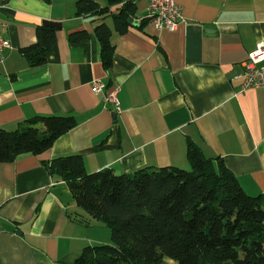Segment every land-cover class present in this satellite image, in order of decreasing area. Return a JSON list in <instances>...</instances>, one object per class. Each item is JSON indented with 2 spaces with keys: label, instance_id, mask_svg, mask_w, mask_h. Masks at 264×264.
Listing matches in <instances>:
<instances>
[{
  "label": "crops",
  "instance_id": "0c3cea01",
  "mask_svg": "<svg viewBox=\"0 0 264 264\" xmlns=\"http://www.w3.org/2000/svg\"><path fill=\"white\" fill-rule=\"evenodd\" d=\"M105 14H75L76 0H0V128L34 115H71L76 125L38 154L0 162V264H64L88 244L105 243L98 223L68 186L43 165L78 153L84 168L116 173L184 167L188 142L219 157L264 206V87L240 90L242 61L264 41V0H174L182 19L155 29L145 0H95ZM133 6L118 32L110 14ZM43 20L60 22L45 63L32 68L20 48ZM105 22L114 44L105 70L94 27ZM85 38L70 40V34ZM103 89L93 92L92 82ZM116 89L118 109L104 101ZM104 239V240H103ZM102 241V242H99Z\"/></svg>",
  "mask_w": 264,
  "mask_h": 264
},
{
  "label": "trees",
  "instance_id": "16d2710c",
  "mask_svg": "<svg viewBox=\"0 0 264 264\" xmlns=\"http://www.w3.org/2000/svg\"><path fill=\"white\" fill-rule=\"evenodd\" d=\"M117 0H110L109 4ZM108 6L76 0L75 14H105ZM112 16L122 33L133 15L125 2ZM105 70L112 65L114 44L102 22L94 27ZM70 34V40L85 38ZM35 41L20 48L32 68L45 63L55 42V28L40 24ZM76 125L71 115H34L13 130L0 128V162L38 154ZM189 169L163 165L116 173L111 168L87 172L78 153L56 156L43 165L63 181L86 225L110 229V243L88 244L64 264H264L262 195H250L219 157L206 156L188 142Z\"/></svg>",
  "mask_w": 264,
  "mask_h": 264
},
{
  "label": "built area",
  "instance_id": "2783aa9c",
  "mask_svg": "<svg viewBox=\"0 0 264 264\" xmlns=\"http://www.w3.org/2000/svg\"><path fill=\"white\" fill-rule=\"evenodd\" d=\"M150 21L155 29L172 30L182 19L179 6L174 0H145ZM8 39L0 35V53L9 48ZM242 78L240 90L247 88L264 87V41L256 43L253 50L249 51L242 61V71L238 75ZM103 82L94 80L92 82L93 92H99L103 89ZM116 89H112L103 98L105 102L114 105L118 109V99Z\"/></svg>",
  "mask_w": 264,
  "mask_h": 264
},
{
  "label": "rangeland",
  "instance_id": "374dc122",
  "mask_svg": "<svg viewBox=\"0 0 264 264\" xmlns=\"http://www.w3.org/2000/svg\"><path fill=\"white\" fill-rule=\"evenodd\" d=\"M181 167V166H180ZM182 168H185V169H189V165L188 164H186L184 167H182ZM100 225V227L102 228V229H98L97 231L100 233V235H101V237H105V243H110L111 242V239H110V229L108 228V227H106V226H104V225H101V224H99ZM104 240V239H103ZM99 242H102V241H99ZM169 264H172V261H170V260H166Z\"/></svg>",
  "mask_w": 264,
  "mask_h": 264
},
{
  "label": "water",
  "instance_id": "95a60500",
  "mask_svg": "<svg viewBox=\"0 0 264 264\" xmlns=\"http://www.w3.org/2000/svg\"><path fill=\"white\" fill-rule=\"evenodd\" d=\"M128 22H131V17L128 18ZM42 24L46 25V26H51V27H54V28H58V27L61 26L60 22L49 21V20H43Z\"/></svg>",
  "mask_w": 264,
  "mask_h": 264
}]
</instances>
